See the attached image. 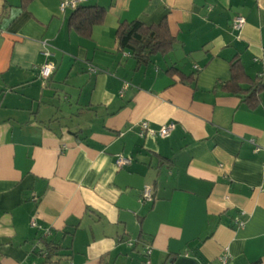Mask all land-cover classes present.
Segmentation results:
<instances>
[{
    "label": "crops",
    "instance_id": "crops-1",
    "mask_svg": "<svg viewBox=\"0 0 264 264\" xmlns=\"http://www.w3.org/2000/svg\"><path fill=\"white\" fill-rule=\"evenodd\" d=\"M63 1L0 0V264H219L225 247L264 264V91L255 108L244 92L264 73V0H87L105 9L89 36ZM164 19L171 52L120 50V23ZM142 122L175 128L142 138Z\"/></svg>",
    "mask_w": 264,
    "mask_h": 264
},
{
    "label": "trees",
    "instance_id": "trees-1",
    "mask_svg": "<svg viewBox=\"0 0 264 264\" xmlns=\"http://www.w3.org/2000/svg\"><path fill=\"white\" fill-rule=\"evenodd\" d=\"M105 9L100 6L80 5L73 11L69 18V27L74 28L79 34L89 36L92 28L102 23ZM117 40L120 50H130L137 64H148L152 56L166 55L173 49L176 38L171 34L166 19L158 24L146 25L139 20L120 23L117 29ZM232 82H235L238 70L242 72L240 61L237 59L231 65ZM243 73V72H242ZM244 75V74H243ZM252 85L245 90L246 102L253 108L260 102V94L264 91V79L261 77L251 80ZM45 259L50 262L59 251L51 242L44 240Z\"/></svg>",
    "mask_w": 264,
    "mask_h": 264
},
{
    "label": "built area",
    "instance_id": "built-area-1",
    "mask_svg": "<svg viewBox=\"0 0 264 264\" xmlns=\"http://www.w3.org/2000/svg\"><path fill=\"white\" fill-rule=\"evenodd\" d=\"M87 0H64L60 5V10L62 13H65L67 10H76L80 5L85 4ZM246 23L245 17L238 15L234 17L232 22V28L237 31L241 32L244 25ZM42 55L47 59V62H45L40 68H39V76L43 80H47L52 77L54 71H55V63L53 61L54 54L50 50L49 45L46 41L43 42V50ZM261 78L264 79V73L260 75ZM175 125L173 123L163 126L159 131H154L150 128V125L148 122H142L140 125V136L142 138L146 137L147 135L152 136H159L162 138L168 137L172 131L174 130ZM132 164V159L126 156H123L121 154L116 155V166L118 169H124L125 167H128ZM154 198V191L152 187H145L142 191V195L139 198L140 203H146L151 202ZM242 225V223H240ZM32 226L38 227L36 221H32ZM130 245H133V243H130ZM146 257H149L151 254V248L148 246L146 249ZM45 256V252L43 253ZM232 259L230 248L225 247L222 254L219 256V264H230ZM145 264H150L149 259L146 260Z\"/></svg>",
    "mask_w": 264,
    "mask_h": 264
}]
</instances>
